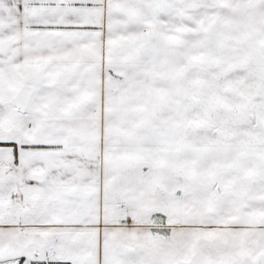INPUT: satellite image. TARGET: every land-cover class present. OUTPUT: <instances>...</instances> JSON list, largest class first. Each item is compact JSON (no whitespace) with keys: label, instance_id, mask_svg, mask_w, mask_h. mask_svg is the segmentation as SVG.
Instances as JSON below:
<instances>
[{"label":"snow or ice","instance_id":"6c2138e0","mask_svg":"<svg viewBox=\"0 0 264 264\" xmlns=\"http://www.w3.org/2000/svg\"><path fill=\"white\" fill-rule=\"evenodd\" d=\"M0 264H264V0H0Z\"/></svg>","mask_w":264,"mask_h":264}]
</instances>
